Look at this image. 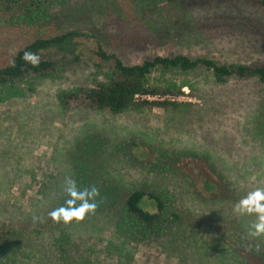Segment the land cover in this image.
I'll list each match as a JSON object with an SVG mask.
<instances>
[{
    "label": "rangeland",
    "instance_id": "rangeland-1",
    "mask_svg": "<svg viewBox=\"0 0 264 264\" xmlns=\"http://www.w3.org/2000/svg\"><path fill=\"white\" fill-rule=\"evenodd\" d=\"M239 1L179 0L181 22L172 38L156 36L140 22L132 0H70L39 25L0 26V67L36 36L78 28L94 30L104 48L125 63L183 53L225 64H257L264 61V17L226 10ZM238 17L241 24L225 22ZM197 28L206 33L197 36ZM89 46L96 49L95 42ZM41 57L57 61L54 76L25 77L19 84L26 92L0 103V227L35 230L60 224L103 257L122 201L132 190L144 189L169 197L183 222L155 239H132L130 264H239L245 258L264 264L240 242L253 238L248 230L256 219L208 200L225 196V179L248 193L264 188L263 83L255 77L218 81L203 67L170 71L164 79L188 85L180 95L149 100H177L178 107L145 106L116 114L64 107L57 97L60 89L89 83L98 72L95 63L102 69L108 63L95 56L74 63L63 52ZM66 178L81 190H99L95 211L69 223L48 215L68 199ZM205 181L217 187L208 190Z\"/></svg>",
    "mask_w": 264,
    "mask_h": 264
},
{
    "label": "trees",
    "instance_id": "trees-1",
    "mask_svg": "<svg viewBox=\"0 0 264 264\" xmlns=\"http://www.w3.org/2000/svg\"><path fill=\"white\" fill-rule=\"evenodd\" d=\"M69 1L0 0V26L39 25L56 17L59 10L64 9ZM178 4L179 0L131 2L133 10L140 16L138 19L140 22L147 23L152 32L155 30L156 36L167 34L172 38L176 36V23L181 22L179 15H176ZM226 10L229 13L240 11L245 17L257 16L263 19L264 0L231 3ZM239 18L241 17L236 20L228 18L225 22L235 26V23L241 24L244 21H239ZM162 26L171 29L164 32L160 29ZM199 28L197 36L206 33L205 28ZM90 42H95L96 49H90ZM26 52L38 56V63L34 65L24 59ZM57 52H63L74 63L85 59L91 61L95 56L109 65L108 69H102L101 63H95L98 72L89 83L60 89L57 97L64 107L86 106L96 110L107 109L116 114L145 106L178 107L180 102L177 100H149L145 96H164L169 93L180 95L182 87L188 83L182 81L178 84L164 79V75L170 71L188 73L199 67L209 70L218 81H225L230 77H255L264 84V61L250 65L225 64L211 57H190L177 53L155 54L137 63H125L118 53L104 48L94 30L78 28L52 35L36 36L17 49L11 61L0 67V103L26 92L19 84L23 78L31 75L37 78L54 76L57 61L41 56ZM155 71H159L161 77H153ZM224 182L225 196L208 198L209 201L215 200L220 206H235L248 194L241 186L232 185L227 179ZM204 185L208 190L217 187L207 181ZM168 199L169 197L164 194L144 189H134L128 193L122 201L121 213L115 222L114 236L108 240L105 247L106 255L103 257L83 246L70 228L60 224L49 228L41 225L35 230L26 227L8 230L0 227V264H130L132 251L129 250V242L132 239L152 240L165 234L171 226L178 227L183 222L182 216L171 207ZM151 203L155 206L153 210L148 208ZM247 217L256 219L255 214H251V217L247 214ZM240 242L251 247L264 261V235L253 237L247 243ZM239 264L250 263L245 258L240 260Z\"/></svg>",
    "mask_w": 264,
    "mask_h": 264
},
{
    "label": "clouds",
    "instance_id": "clouds-1",
    "mask_svg": "<svg viewBox=\"0 0 264 264\" xmlns=\"http://www.w3.org/2000/svg\"><path fill=\"white\" fill-rule=\"evenodd\" d=\"M24 59L31 61L34 65L39 61L38 56L27 52ZM64 191L68 196L64 205L48 213L54 221L69 223L73 220H82L85 214L95 211L97 205L94 201L99 195L97 188L81 190L77 187L75 180L66 178ZM235 211L241 215L255 214L256 220L249 226V234L253 237L264 235V188H257L241 198L235 205Z\"/></svg>",
    "mask_w": 264,
    "mask_h": 264
},
{
    "label": "built area",
    "instance_id": "built-area-1",
    "mask_svg": "<svg viewBox=\"0 0 264 264\" xmlns=\"http://www.w3.org/2000/svg\"><path fill=\"white\" fill-rule=\"evenodd\" d=\"M145 97H146L147 99H149L150 96H145ZM145 97H144V98H145Z\"/></svg>",
    "mask_w": 264,
    "mask_h": 264
}]
</instances>
